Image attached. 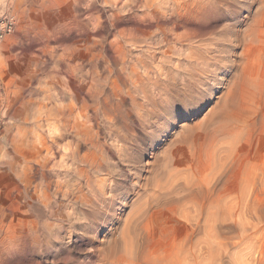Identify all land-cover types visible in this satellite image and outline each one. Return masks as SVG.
<instances>
[{
    "label": "rangeland",
    "instance_id": "1",
    "mask_svg": "<svg viewBox=\"0 0 264 264\" xmlns=\"http://www.w3.org/2000/svg\"><path fill=\"white\" fill-rule=\"evenodd\" d=\"M95 1L0 0L16 19L0 40V168L39 126L56 140L29 187L37 230L3 242L0 264H264V0H203L190 45L137 41L138 104L124 102V120L99 115L89 165L93 149L62 135L56 114L76 104L78 81L91 107L110 80L71 55Z\"/></svg>",
    "mask_w": 264,
    "mask_h": 264
},
{
    "label": "bare ground",
    "instance_id": "2",
    "mask_svg": "<svg viewBox=\"0 0 264 264\" xmlns=\"http://www.w3.org/2000/svg\"><path fill=\"white\" fill-rule=\"evenodd\" d=\"M95 2H98L99 8L87 15L85 14V18L78 21V40L74 52L71 55H73L77 66L81 70L87 66L92 68V70L106 69L107 73H109L108 80H110H107L108 83L106 85L104 84L105 86L102 85L104 88L100 89V92L98 91L99 93L95 90L96 100L92 101L95 104L91 107L89 106L88 99L92 97L87 95V103L89 104L87 106L86 98L83 95L81 96V93L85 95L86 93L90 94V85H87V82L78 81L77 89L72 92L76 104L65 105L59 109L56 115H58L61 121V127H59L60 124L59 126L57 125L58 127L54 125V127L61 128L62 135L73 136L77 138V143L88 145L91 147L89 149H93V151L87 152L84 157L82 156L86 162L90 163L89 165L93 164L96 160L97 152L95 153L94 151H97L98 147L102 151L99 132L101 130H99L100 125L102 124L101 122L99 123V118H101L99 115L106 122L107 120L114 119L124 120L126 115V111L123 108L124 102L129 100L131 105L138 104L137 98H135L132 92H134V87L139 82V79H142V75H145L144 70L146 69L143 70L141 65H127L130 49L137 46V41L139 43L140 40L150 36L153 32L157 33L166 44L172 43L173 45L174 43L185 42L190 45L198 42V33H196L195 25L206 7L203 0H96ZM129 20L133 22H131L132 25L128 24ZM196 48H198L200 56L202 49L199 46ZM163 51L164 55L167 56L169 51L165 49ZM199 56L197 59H199ZM112 66L113 68H111ZM16 87L19 89L22 88L21 91L25 88L22 82H18ZM90 110L91 112L89 114ZM54 115L52 114L53 117H57ZM50 124L48 128H50ZM37 131L36 134L34 132L35 137L34 135L31 136L32 138L34 137L31 140L18 138L19 141L17 140V143H15L16 137H14L15 139L13 141L15 140V142L13 144L12 142L10 143L13 146V148L11 147L12 153L10 156H13L12 161L9 163L6 162L8 163V167L5 169L0 168V245L5 241H19L23 237L27 238L30 232L37 230L35 220L37 216L34 214L36 210L33 211L35 204L32 203L36 197L33 199L31 194L28 196V193H30L29 187L33 177L35 180L36 174L38 175L40 173L42 175V168L46 166L44 158L53 150L50 149L53 147L52 141H56L52 139L50 141L52 145H49L50 142H46L48 137L45 139ZM44 133L49 136L50 131H44ZM29 138L30 135L28 136ZM86 149L84 150L86 151ZM76 150L79 151V149ZM100 151H98L99 154L102 153ZM52 154L47 157L51 159ZM1 157L4 158L3 156ZM3 163L2 161L0 164L4 165ZM21 200H24V203H21ZM40 203L44 204V202ZM13 215H19L17 221L12 218Z\"/></svg>",
    "mask_w": 264,
    "mask_h": 264
},
{
    "label": "built area",
    "instance_id": "3",
    "mask_svg": "<svg viewBox=\"0 0 264 264\" xmlns=\"http://www.w3.org/2000/svg\"><path fill=\"white\" fill-rule=\"evenodd\" d=\"M16 25V19L7 9L0 12V40L11 34Z\"/></svg>",
    "mask_w": 264,
    "mask_h": 264
}]
</instances>
